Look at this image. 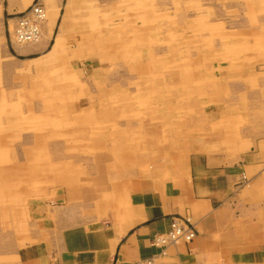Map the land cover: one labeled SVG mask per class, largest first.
Returning a JSON list of instances; mask_svg holds the SVG:
<instances>
[{
  "label": "rangeland",
  "instance_id": "1",
  "mask_svg": "<svg viewBox=\"0 0 264 264\" xmlns=\"http://www.w3.org/2000/svg\"><path fill=\"white\" fill-rule=\"evenodd\" d=\"M60 28L82 33L15 66L0 40L5 213L55 202L62 182L99 195L115 148L118 165L130 147L151 170L209 107L246 112L264 75V0H66ZM236 96L247 103H227Z\"/></svg>",
  "mask_w": 264,
  "mask_h": 264
},
{
  "label": "crops",
  "instance_id": "2",
  "mask_svg": "<svg viewBox=\"0 0 264 264\" xmlns=\"http://www.w3.org/2000/svg\"><path fill=\"white\" fill-rule=\"evenodd\" d=\"M35 1L0 0V40L14 66L50 53L58 36L82 33L58 31L66 0H41L50 11L42 39L19 43L17 15ZM256 81L246 112L209 107L202 131L193 128L195 118L187 131L174 129L179 139L158 149L167 154H158L151 170L130 147L118 165L115 148L105 162L114 181L99 195L68 181L50 196L55 202L18 215L0 210V264H143L160 253L151 239L175 216L188 217L197 236L169 247L159 264H264V75Z\"/></svg>",
  "mask_w": 264,
  "mask_h": 264
},
{
  "label": "built area",
  "instance_id": "3",
  "mask_svg": "<svg viewBox=\"0 0 264 264\" xmlns=\"http://www.w3.org/2000/svg\"><path fill=\"white\" fill-rule=\"evenodd\" d=\"M47 20V10L41 0H36L28 9L17 15L14 36L19 43H33L42 36L43 25ZM197 231L188 217L175 216L168 231L152 237L154 246L160 253L143 264H159L158 258L167 254V249L180 244H191Z\"/></svg>",
  "mask_w": 264,
  "mask_h": 264
},
{
  "label": "bare ground",
  "instance_id": "4",
  "mask_svg": "<svg viewBox=\"0 0 264 264\" xmlns=\"http://www.w3.org/2000/svg\"><path fill=\"white\" fill-rule=\"evenodd\" d=\"M59 39V38H58ZM40 40H37L36 42H39Z\"/></svg>",
  "mask_w": 264,
  "mask_h": 264
}]
</instances>
